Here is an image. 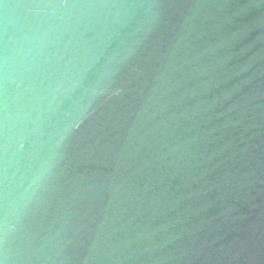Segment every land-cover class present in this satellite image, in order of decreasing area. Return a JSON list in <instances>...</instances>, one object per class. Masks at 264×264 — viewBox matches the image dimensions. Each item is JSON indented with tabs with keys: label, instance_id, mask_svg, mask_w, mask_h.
Returning a JSON list of instances; mask_svg holds the SVG:
<instances>
[{
	"label": "water",
	"instance_id": "obj_1",
	"mask_svg": "<svg viewBox=\"0 0 264 264\" xmlns=\"http://www.w3.org/2000/svg\"><path fill=\"white\" fill-rule=\"evenodd\" d=\"M0 264H264V0H0Z\"/></svg>",
	"mask_w": 264,
	"mask_h": 264
}]
</instances>
